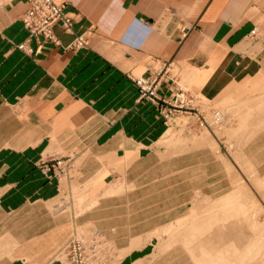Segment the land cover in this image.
<instances>
[{
  "label": "crops",
  "instance_id": "crops-1",
  "mask_svg": "<svg viewBox=\"0 0 264 264\" xmlns=\"http://www.w3.org/2000/svg\"><path fill=\"white\" fill-rule=\"evenodd\" d=\"M30 5L0 0V178L10 183L0 196L18 198V211L57 197L58 179L39 167L52 149L70 152L71 138L80 180L95 191L151 154L169 123L133 79L149 76L152 62L172 63L177 75L160 98L179 88L210 100L264 94V0H69L72 32L55 26L59 46L30 38ZM81 34L89 46L73 50Z\"/></svg>",
  "mask_w": 264,
  "mask_h": 264
},
{
  "label": "rangeland",
  "instance_id": "rangeland-1",
  "mask_svg": "<svg viewBox=\"0 0 264 264\" xmlns=\"http://www.w3.org/2000/svg\"><path fill=\"white\" fill-rule=\"evenodd\" d=\"M61 1L68 12L69 0ZM81 35L88 45L77 48ZM81 35L70 48L89 46L91 35ZM258 35L251 32L252 39ZM173 70L160 87H178ZM148 101L169 131L99 191L80 180L82 151L71 138L70 152L52 149L39 167L58 179L57 197L27 199L18 211V198L0 196V264H26L14 261L25 257H38L27 264H65L61 252L74 240L84 264H264V94L210 100L179 88L170 99ZM7 184L0 178V191Z\"/></svg>",
  "mask_w": 264,
  "mask_h": 264
},
{
  "label": "built area",
  "instance_id": "built-area-1",
  "mask_svg": "<svg viewBox=\"0 0 264 264\" xmlns=\"http://www.w3.org/2000/svg\"><path fill=\"white\" fill-rule=\"evenodd\" d=\"M22 21L32 37L43 38L44 41L57 45L59 41L54 33L55 26L61 25L66 32H71L73 27V18L67 12L66 3L61 0H31V6L23 16ZM74 45L77 48L87 46V36L81 35L77 37ZM171 67L170 64L159 61L148 65L150 77H140L135 80L141 99L151 101L158 99V88ZM178 102H180L181 108H185V101L182 97H179ZM77 245L79 248V241L74 240L63 248L60 259L65 264H84L79 263V258L76 257Z\"/></svg>",
  "mask_w": 264,
  "mask_h": 264
}]
</instances>
